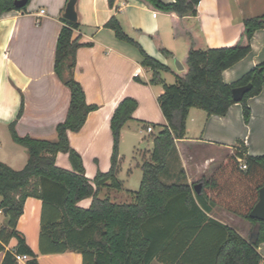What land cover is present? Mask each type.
Masks as SVG:
<instances>
[{
	"label": "crops",
	"instance_id": "crops-1",
	"mask_svg": "<svg viewBox=\"0 0 264 264\" xmlns=\"http://www.w3.org/2000/svg\"><path fill=\"white\" fill-rule=\"evenodd\" d=\"M163 1L172 3L175 0ZM67 2L31 0L26 9H12L0 16V160L15 169H22L28 160L27 149L14 141L10 130L22 98L24 111L16 123L20 135L55 140L57 124L66 118L68 112L71 91L55 69L57 41ZM76 8L80 27L74 30L73 37L79 38L82 46L77 51L74 74L84 88L87 102L97 105V109L88 114L80 131H69L70 142L81 154L86 176L91 181L98 171L108 172L114 144L111 117L125 97L138 101L132 119L126 122L121 132L117 176L123 188L106 186L100 191L101 197L109 196L114 202L129 203L134 200V191L138 189L127 186L133 171L126 168L131 162L122 154L124 140L131 141L135 131L153 133L167 124L158 102L164 88L150 83L153 72L150 67L142 65L140 48L177 73L185 70L183 59L189 41L174 33V14L155 11L141 0H115L113 5L109 0H78ZM263 15L264 0H201L197 16L190 21L197 22L207 46L221 48L237 40L243 19ZM113 16L139 47L119 39L114 29L105 26ZM156 37L161 39L171 56L162 53L155 42ZM177 57L184 65L183 70H173L172 63ZM261 62H264V28L254 33L251 52L223 72L224 80L235 82ZM248 104L252 109L249 123L244 120L240 102L233 104L223 116L191 108L186 136L176 139V148L169 154L168 169L162 179L167 183H187L194 188L193 185L202 179L210 181L226 157L240 147L246 148V155H263L264 86L260 94L248 99ZM149 125L153 131H148ZM134 144L138 150L133 141ZM57 164L72 169L67 153L58 154ZM142 164L137 161L139 169ZM125 169L129 170L127 176ZM124 196L125 199L119 200ZM205 201H208L207 197ZM91 202V197L85 198L79 206L88 208ZM42 210L43 201L29 197L17 226L39 254L40 264H83L82 254L76 251L40 253ZM199 210L202 214L191 212L183 204L179 206L175 212L179 214L175 220L178 232L169 251L179 253L180 248L181 254L195 262L210 264L216 245L224 237V226L235 229L248 240L255 231L252 222L220 205H211L209 211L200 205ZM203 215L206 218L201 219ZM5 220L3 214L0 225ZM193 237L203 238L204 242L187 251L188 248H183L185 241L189 238L191 242ZM16 244L17 239L12 238L8 248L12 249ZM259 251L263 256L260 264H264V242ZM4 257L5 252H0V264ZM27 259L18 261V264H28ZM155 262L166 264L159 260L152 264Z\"/></svg>",
	"mask_w": 264,
	"mask_h": 264
},
{
	"label": "trees",
	"instance_id": "trees-1",
	"mask_svg": "<svg viewBox=\"0 0 264 264\" xmlns=\"http://www.w3.org/2000/svg\"><path fill=\"white\" fill-rule=\"evenodd\" d=\"M15 1L0 0V16L6 11L23 10L28 6L17 7ZM114 1L109 0L111 5ZM141 1L155 11L174 14V33L183 35L189 45L183 59L185 70L175 73L174 83L166 82L162 76L170 68L140 48L142 65L150 67L153 72L150 83L164 88L158 102L167 124L156 134L152 133L153 152L151 159L145 160L141 166L143 176L139 189L134 191V200L117 203L109 196L101 197L100 191L106 186L123 188L117 176L121 132L126 122L132 119L138 101L125 97L116 107L110 122L114 140L111 168L108 172L98 171L91 181L86 176L81 154L71 145L69 131H80L88 114L97 109V105L87 102L84 88L74 74L77 51L82 43L73 34L80 22L62 16L64 24L57 41L55 69L70 88V105L66 118L57 124L55 140L17 132L16 123L24 111L23 98L17 117L10 124L12 138L27 149L28 160L22 169H15L0 160V213L6 217L0 225V252H5L2 264H18L17 254L26 255L28 264H40L39 254L17 227L29 197L43 201L41 254L76 251L82 254L83 264H152L154 260L166 264H209L195 262L181 254L180 248L179 253L169 251L178 232L175 220L179 214L175 212L181 204L191 212H200V205L206 211L211 210V205H220L252 222L258 240L252 244L235 229L224 226V237L216 245L210 264H260L262 261L259 246L264 242V221L250 214L264 185V154L246 155L245 147L236 149L226 157L210 181L202 179L198 182L202 183L200 193L187 183H167L162 175L168 169V157L176 148V139L186 136L191 108L198 107L209 115L223 116L233 104L240 102L244 120L250 122L252 109L248 99L263 90L264 62L232 83L224 80L223 72L251 52L254 33L264 28V15L243 19L240 34L232 45L212 48L206 45L197 22L190 21L197 16L201 0ZM105 26L114 29L119 39L139 47L115 16ZM155 42L164 55H172L160 38L156 37ZM248 84L252 85L251 89L241 101H236L233 89ZM60 152L69 155L72 169L57 164ZM239 157L246 162L247 168L240 167ZM89 197L92 202L88 208L79 206L81 200ZM202 217L204 219L206 215ZM12 238L17 239V244L9 249ZM200 242L203 243L204 239L193 237L190 242L188 238L183 248L189 251Z\"/></svg>",
	"mask_w": 264,
	"mask_h": 264
},
{
	"label": "rangeland",
	"instance_id": "rangeland-1",
	"mask_svg": "<svg viewBox=\"0 0 264 264\" xmlns=\"http://www.w3.org/2000/svg\"><path fill=\"white\" fill-rule=\"evenodd\" d=\"M177 59L179 60L180 58L177 57ZM175 62L176 60L174 59V62L172 63L173 70L178 71ZM163 74H164V78H166L165 79L166 82L174 83L176 81V74L172 70L164 71ZM195 109L203 113L205 111L198 107H196ZM157 132L158 129H155L154 134H156ZM132 134H133V138L131 139V141H128L129 139L124 140L122 154L125 156L126 160L130 159L129 162H131V164L127 165L126 168L127 167L129 169L131 168V170L133 171V173H130L129 175L130 181L127 183V186H129L130 188L139 189L143 176V171L142 168L139 169V167L137 166V161L139 160L144 162L145 160L151 159V154L154 148L153 135L152 133H148L147 130L143 133L135 131ZM133 141L136 142V147H138V150L137 149L135 150V144L132 145ZM127 171L129 170H126V176H127ZM126 176L124 178H126ZM123 198L125 199V196L120 197L119 200H122ZM2 216L3 213H0V217ZM154 264H158V263L155 262Z\"/></svg>",
	"mask_w": 264,
	"mask_h": 264
},
{
	"label": "water",
	"instance_id": "water-1",
	"mask_svg": "<svg viewBox=\"0 0 264 264\" xmlns=\"http://www.w3.org/2000/svg\"><path fill=\"white\" fill-rule=\"evenodd\" d=\"M77 2H78V0H68L65 11L63 12L64 18H66L70 21H73V22L78 21V12H77V8H76ZM27 4H28V0H16L15 1V5L17 7H23ZM175 63H176L178 70L184 69V65L182 64V62L180 60L176 59ZM251 87H252L251 84L235 87L233 89L234 99L236 101H241L244 98V96L246 95V93L251 89ZM195 189L198 193H200L201 189H202V183L196 184ZM5 211L6 210H4V212ZM250 215H251V217H254V218H257L259 220L264 221V185L260 189L259 201L257 202L255 207L251 211ZM257 240H258V232L253 231L252 235L249 238V241L252 244H255L257 242Z\"/></svg>",
	"mask_w": 264,
	"mask_h": 264
},
{
	"label": "built area",
	"instance_id": "built-area-1",
	"mask_svg": "<svg viewBox=\"0 0 264 264\" xmlns=\"http://www.w3.org/2000/svg\"><path fill=\"white\" fill-rule=\"evenodd\" d=\"M42 12H44V10H42ZM147 129H148V131H153V127L152 126H148ZM238 160L240 162V167L241 168H243V169L247 168V164L242 158L239 157ZM16 258H17L18 261H20V260H23V259H27V256L26 255L17 254Z\"/></svg>",
	"mask_w": 264,
	"mask_h": 264
}]
</instances>
